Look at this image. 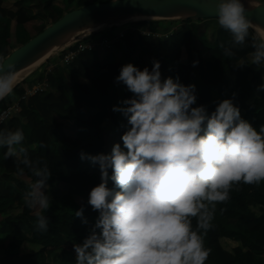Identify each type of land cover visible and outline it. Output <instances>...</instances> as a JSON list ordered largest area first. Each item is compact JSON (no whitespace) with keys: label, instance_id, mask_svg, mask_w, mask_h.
Masks as SVG:
<instances>
[{"label":"trees","instance_id":"obj_1","mask_svg":"<svg viewBox=\"0 0 264 264\" xmlns=\"http://www.w3.org/2000/svg\"><path fill=\"white\" fill-rule=\"evenodd\" d=\"M109 1L14 0L8 7L6 0H0V58L8 57L65 13ZM177 22L180 25L172 27ZM128 27L131 30L113 39L110 47L80 52L70 64H64L62 57L77 44L65 48L56 60L45 62L38 79H24L0 101V112L19 102L18 110L0 128L22 129L25 139L17 147L26 148L33 161L47 163L51 170L50 208L41 210L49 219V229L41 231L35 210L23 201L35 177L24 165H19L24 169L21 175L15 159L5 158L6 149L0 148V264H75L76 254L69 247L82 243L99 215L88 198L101 182L98 165L82 160L80 154L110 153L106 148L108 127L122 145L127 121L112 108L132 96L123 84L115 83L123 65L133 63L141 70H151L152 61L158 60L163 78L179 76L181 83L196 85L194 107L204 105L211 113L218 102L233 99L244 119L252 117L249 122L254 128L259 131L264 125V91H258L264 84V65L234 66L238 60H248L250 41L233 47L230 33L219 27L217 19L138 20ZM115 30L114 26L104 34L112 35ZM250 33L255 36L257 31L252 28ZM28 34L31 37L23 39ZM99 35L93 33L85 41ZM221 43L233 47L236 55L224 56ZM133 50H139L137 62ZM194 61L198 65L193 66ZM45 82L46 90L22 99ZM66 124L71 125L74 136L67 132ZM82 207L88 224L75 217ZM195 224L193 219V227ZM212 224L205 237L209 250L205 264H264V181L234 185L230 198L217 204ZM223 240L235 244L228 249Z\"/></svg>","mask_w":264,"mask_h":264},{"label":"clouds","instance_id":"obj_2","mask_svg":"<svg viewBox=\"0 0 264 264\" xmlns=\"http://www.w3.org/2000/svg\"><path fill=\"white\" fill-rule=\"evenodd\" d=\"M216 12L233 47L250 41L248 60L234 66L264 65V33L251 35L243 0H217ZM220 47L224 56L236 55L233 47ZM9 61L0 58V100L16 86V64ZM152 64L141 70L128 63L115 78L132 93L112 108L127 121L122 145L115 143L107 154H80L98 165L101 182L89 193L88 204L99 215L82 243L74 244L75 264H205V237L217 204L230 198L234 185L264 181V125L254 128L233 99L218 102L211 113L204 105L194 107L196 85L181 83L179 76L163 78L160 61ZM24 139L20 128H0L5 158L35 177L23 201L35 210L38 230L47 231L49 219L41 210L50 208L51 170L17 147ZM75 217L88 224L83 207Z\"/></svg>","mask_w":264,"mask_h":264},{"label":"water","instance_id":"obj_3","mask_svg":"<svg viewBox=\"0 0 264 264\" xmlns=\"http://www.w3.org/2000/svg\"><path fill=\"white\" fill-rule=\"evenodd\" d=\"M243 2L247 9V16L253 22V28L256 31L264 30V1L243 0ZM216 4L217 0H118L117 3L112 1L91 3L65 13L61 19L47 26L40 34L14 50L5 60L10 59L9 62H14L19 72L42 59L65 38L81 31L92 28L101 29L138 20L217 19ZM79 37L81 35L73 41ZM66 45L68 44L63 43L61 47Z\"/></svg>","mask_w":264,"mask_h":264},{"label":"rangeland","instance_id":"obj_4","mask_svg":"<svg viewBox=\"0 0 264 264\" xmlns=\"http://www.w3.org/2000/svg\"><path fill=\"white\" fill-rule=\"evenodd\" d=\"M107 1V0H106ZM110 1H112V0H110ZM13 2H14V0H6V5L8 6V7H12V5H13ZM95 3H102V2H95ZM130 22H136V21H128V22H125V23H121V24H119V25H115V27L117 28V30H115V32H117L119 29L121 30V29H123V28H127L128 26H129V23ZM33 24H39V22L38 21H34V22H32ZM180 25V23L179 22H177V23H175V24H173V26L172 27H177V26H179ZM112 27H114V26H108V27H105V28H101V29H95V28H92V29H88V30H85V31H81L80 33H77V34H73V35H70L69 37H67V38H65L59 45H57V46H54L53 48V52H52V54H50V55H48V56H44L42 59H40V61L38 62V63H33V64H31L30 66H28V67H26V68H24V69H27L28 70V72H27V74L25 75V79L26 80H28V81H32V80H36V79H38L40 76H41V74H42V72H43V70H44V67H45V62L47 61V60H56L55 58H57L58 57V54L62 51V50H64L65 48H67L68 46H71V45H73V44H75L76 43V41H78V40H83V39H86V38H88L89 36H91L93 33L92 32H95V33H98V34H104L105 32H109L111 29H112ZM98 30V31H97ZM119 32V31H118ZM89 33H92V34H89ZM94 33V34H95ZM81 35V37H79V38H77V40L76 41H73L77 36H80ZM31 37V34H28L25 38H23V39H28V38H30ZM31 40V39H30ZM71 41H73L72 43H70ZM63 43H65V44H68V45H66L65 47H61L62 46V44ZM70 43V44H69ZM134 53V56H137V53L135 52V51H133ZM23 69V70H24ZM1 101V100H0ZM252 117L251 116H247V120L248 121H250V119H251ZM111 127H108V131H109V134H108V138H107V145H106V148L109 150V151H111V149H112V147H113V145L115 144V143H118V139L116 138V135H115V133L114 132H111ZM66 130H67V132L68 133H70L71 135H73L74 136V130L72 129V127H71V125H69V124H66ZM223 244H224V246L226 247V248H228V249H230L235 243L234 242H232V241H229V240H223ZM73 252H74V248H72V247H69Z\"/></svg>","mask_w":264,"mask_h":264},{"label":"built area","instance_id":"obj_5","mask_svg":"<svg viewBox=\"0 0 264 264\" xmlns=\"http://www.w3.org/2000/svg\"><path fill=\"white\" fill-rule=\"evenodd\" d=\"M131 30L130 27L123 28L119 32H113L112 35L108 34H100L96 39L93 40H78L76 41L75 44H77V48L75 50H69L67 51L63 57H62V62L64 64H70L74 61L76 56L85 50H93L97 46L101 47H110L113 39L115 38H122L126 32ZM143 35L146 36H151L150 33L142 31L141 32ZM159 37V35H157ZM68 46L67 48H69ZM48 87V83L45 82L44 84L34 86L31 90L27 92V94L22 98L25 99L27 96H33L36 94L38 91H44ZM19 108V102H14L12 105L7 107L6 109L2 110L0 112V125L6 122L11 116L18 110Z\"/></svg>","mask_w":264,"mask_h":264},{"label":"bare ground","instance_id":"obj_6","mask_svg":"<svg viewBox=\"0 0 264 264\" xmlns=\"http://www.w3.org/2000/svg\"><path fill=\"white\" fill-rule=\"evenodd\" d=\"M257 31L260 32V33H264V30H261V29H258ZM54 48H55V47H54ZM54 48H52V49L46 54V56L52 54ZM39 61H40V60H39ZM39 61H37V62H35V63H38ZM27 72H28L27 69H24V70L22 69V70H20L19 72H17V74H16V85L25 79V75L27 74Z\"/></svg>","mask_w":264,"mask_h":264},{"label":"crops","instance_id":"obj_7","mask_svg":"<svg viewBox=\"0 0 264 264\" xmlns=\"http://www.w3.org/2000/svg\"><path fill=\"white\" fill-rule=\"evenodd\" d=\"M133 51H135L136 53H137V56H135V60H136V62L138 61V56H139V50H133ZM134 53V52H133Z\"/></svg>","mask_w":264,"mask_h":264}]
</instances>
